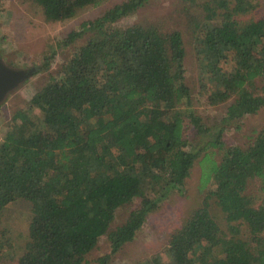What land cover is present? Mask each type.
I'll list each match as a JSON object with an SVG mask.
<instances>
[{
  "label": "trees",
  "instance_id": "1",
  "mask_svg": "<svg viewBox=\"0 0 264 264\" xmlns=\"http://www.w3.org/2000/svg\"><path fill=\"white\" fill-rule=\"evenodd\" d=\"M26 1L62 22L105 0ZM189 1L174 25H118L149 0L113 3L50 46L23 81L49 71L56 47L85 38L54 74L38 77L0 137V264H111L147 216L183 191L200 154L187 131L210 129L196 97L225 107L204 146L214 152L200 161L205 197L160 251L128 264H264V125L246 145L223 140L225 124L264 106V11L257 0ZM187 43L196 89L186 81ZM20 199L25 232L6 216ZM103 235L109 252L90 258Z\"/></svg>",
  "mask_w": 264,
  "mask_h": 264
},
{
  "label": "rangeland",
  "instance_id": "2",
  "mask_svg": "<svg viewBox=\"0 0 264 264\" xmlns=\"http://www.w3.org/2000/svg\"><path fill=\"white\" fill-rule=\"evenodd\" d=\"M121 0H105L104 2L81 10L76 16L62 22H51L44 20L38 6L22 0H5L4 9L0 13V54L2 61L14 69H26L35 66L44 56L50 46H57L65 36L77 29L83 20L94 18L107 6L120 2ZM259 3V15L264 11V0ZM183 4L191 5L189 0H149L136 12L118 21V25L127 26L141 19L151 21L156 18L165 19L172 25L185 20ZM189 37L186 34L185 40ZM84 39H79L68 46L56 47V55L51 63L49 71H43L40 75L32 76L29 80L21 82L13 90L9 91L0 104V137L4 133L5 126L11 117L14 106L20 105L23 98L27 96L30 88L38 85V77L46 79L51 73H55L59 65L69 57L75 47L80 45ZM186 81L196 89L198 78V67L192 47L186 45ZM197 99V100H196ZM193 101L195 113L201 122L209 130L204 132L187 131L195 150L200 149L189 176L185 179L182 192H172L164 199L156 210L152 211L137 231L133 241L126 243L119 253L116 254L111 264H128L134 261H142L144 258L158 252L167 243L173 229L179 225L189 212L200 205L205 197L207 186H202L199 177L201 173L204 154L214 152L212 148L204 149L207 141L213 140L216 135L215 128L221 127L220 119L224 114V105L210 106L198 97ZM264 125V106L256 113L246 115L239 121L225 124L223 140L226 144L246 145L251 136ZM216 151V150H215ZM216 154V153H215ZM214 158H218L215 155ZM257 181L253 183L255 189ZM28 201L20 199L12 203L6 211L7 222L16 231L25 232L26 215L28 213ZM135 205V204H134ZM132 208L126 205L116 212L115 219L111 225L120 224L126 217L128 210ZM110 250L106 235L99 237L97 247L90 254V258L108 253ZM16 264V260L12 261Z\"/></svg>",
  "mask_w": 264,
  "mask_h": 264
},
{
  "label": "water",
  "instance_id": "3",
  "mask_svg": "<svg viewBox=\"0 0 264 264\" xmlns=\"http://www.w3.org/2000/svg\"><path fill=\"white\" fill-rule=\"evenodd\" d=\"M35 70V66L28 69H14L7 66L0 58V103L9 91L29 78Z\"/></svg>",
  "mask_w": 264,
  "mask_h": 264
}]
</instances>
